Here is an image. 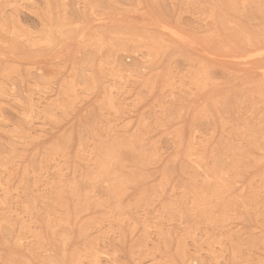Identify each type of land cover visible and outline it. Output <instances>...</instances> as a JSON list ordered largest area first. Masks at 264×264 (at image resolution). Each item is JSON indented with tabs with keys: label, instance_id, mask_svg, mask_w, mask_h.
Segmentation results:
<instances>
[{
	"label": "rangeland",
	"instance_id": "1",
	"mask_svg": "<svg viewBox=\"0 0 264 264\" xmlns=\"http://www.w3.org/2000/svg\"><path fill=\"white\" fill-rule=\"evenodd\" d=\"M0 264H264V0H0Z\"/></svg>",
	"mask_w": 264,
	"mask_h": 264
}]
</instances>
